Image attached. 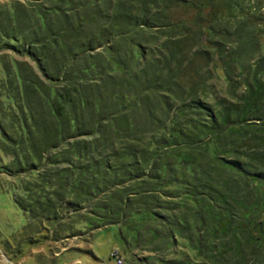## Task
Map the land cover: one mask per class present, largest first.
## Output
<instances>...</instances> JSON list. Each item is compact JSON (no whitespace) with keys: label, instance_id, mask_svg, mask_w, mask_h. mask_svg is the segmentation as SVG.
I'll return each instance as SVG.
<instances>
[{"label":"trees","instance_id":"trees-1","mask_svg":"<svg viewBox=\"0 0 264 264\" xmlns=\"http://www.w3.org/2000/svg\"><path fill=\"white\" fill-rule=\"evenodd\" d=\"M22 1L25 8L9 0L0 10V46L9 52V65L0 66L6 108L0 110V153L6 174H17L15 202L33 243L46 236L64 240L88 225L109 226L128 216L123 225L136 234L142 226H162V237H151L163 250L186 229L182 239L192 247L200 232L203 264H264V231L256 234L238 201L246 205L252 193L259 196V226V0ZM180 6L197 10L201 26L191 19L177 31L170 17ZM207 35L213 41L204 44L213 47L199 54L205 45L196 36ZM210 56L222 66L205 75L195 61ZM216 75L225 90L214 85ZM206 173L239 178L230 189L234 198L217 190L208 197ZM170 204L179 216L173 228L157 213ZM230 205L239 207L234 215Z\"/></svg>","mask_w":264,"mask_h":264},{"label":"rangeland","instance_id":"rangeland-1","mask_svg":"<svg viewBox=\"0 0 264 264\" xmlns=\"http://www.w3.org/2000/svg\"><path fill=\"white\" fill-rule=\"evenodd\" d=\"M8 1L9 0H0V10L2 8V4ZM13 1H18L19 4L22 3L21 5L24 8L27 6L22 0ZM256 1H254V3H256ZM259 2L261 4L259 17L263 20L260 21L259 25L261 29H264V0H259ZM43 3L44 1L42 4ZM43 7H45V4H43ZM183 8L185 9H182L181 6L176 7L175 11H172V17H170V20L177 24V31H181V29H183L184 26L181 25L182 23L186 22L188 27V22L191 19H197V21L200 20L197 10L188 6ZM30 9L32 10L33 8ZM205 13H207V11ZM198 23V26H201L200 21ZM189 27H191V24ZM261 37L264 42V33ZM196 38H200L202 44H211V41H213L212 39H209L208 35L203 39L202 36H196ZM206 46L207 45L203 46V49H201L202 51H198V53L206 55V52H208V50L213 47L206 48ZM261 52L264 55V50H261ZM8 54L9 52L3 50V48L0 46V66H2V64L5 66L9 65L7 60ZM18 59L20 58L18 57ZM218 61L219 58L213 59V57L210 56L209 61L205 62L196 59L195 63L200 64L204 68L203 71L206 75V73L211 69L222 66ZM233 67L236 69V64L235 66L233 65ZM1 70L2 68L0 67V110H4L6 109L4 106L5 93ZM212 78L214 85H217L222 90H225L224 88L227 85L224 82L218 80L217 75L216 77L212 76ZM2 139L3 133L0 130V145ZM6 168V157L0 153V264H149L150 262L148 261L151 258L158 259L159 253H157L150 245L149 250L142 251L146 250L145 248L148 246H146L144 243V238L148 239L147 235L142 237L144 240L143 242L141 238L139 239V234L131 232L129 226L124 225H109L104 228L103 225H95L93 228H95L96 231H92V226L88 225L86 228L78 231V236H80V239L69 240L71 239L69 237L64 240H59L53 239L52 237L48 238L46 236L43 239H39L34 244L33 239L31 240V237L34 238L35 235H26L25 228L28 224L27 217L15 202V198H17V174H6ZM251 198L254 207L261 203L259 196H255L254 193H252ZM101 199L104 198L102 197ZM163 199L165 200L164 197ZM95 201H100V199ZM247 203H249V201H247L246 204ZM243 204L245 205V202H243ZM157 213L161 216V214L164 212L158 211ZM163 216L165 217L164 214ZM94 220L96 219L94 218ZM194 233V247L190 246L188 239L184 240L182 239L183 236L179 234V232L178 235L176 233V237H174L173 240L174 245L171 249L173 251L170 250V252L166 249L163 250L164 253L169 254V259L167 260L168 264H177L176 261H181L187 264H203V260L199 258L201 252L198 247V242L201 241V235L200 232L199 234L196 232ZM24 234L26 236H23ZM88 234H91L90 237H82ZM47 235L50 236V233L47 232ZM20 237L24 239V242L19 243L17 241ZM149 239H152L151 235L149 236ZM31 242L32 244H30ZM182 242L187 243L185 244ZM186 250L187 252H185ZM177 252L183 256L176 255ZM259 264H263L262 261Z\"/></svg>","mask_w":264,"mask_h":264},{"label":"bare ground","instance_id":"bare-ground-1","mask_svg":"<svg viewBox=\"0 0 264 264\" xmlns=\"http://www.w3.org/2000/svg\"><path fill=\"white\" fill-rule=\"evenodd\" d=\"M158 31H163V30L159 29ZM230 40L233 41V42H236V40L234 38H232V37H231ZM224 152L225 151H222L221 153L224 154ZM237 156H243V153L242 152H238L237 153ZM231 157L234 158V156L232 154H231ZM115 159L116 158L114 156H112V159L111 160H115ZM209 165L212 168L216 169V165L212 161L209 162ZM248 166L250 168L254 169V167L251 164H248ZM205 177H206V179H209V180L203 179V181H204V184L203 185H207L208 184L207 185V188H206L207 191H208V193H209L208 194V197H210L212 195H216L217 192L215 190H217L220 195H222L223 197H225V198H227L229 200L234 198V196L232 195L233 193H231L230 189L232 188V185L240 183L239 178H231V179H228L227 180V177L226 176H223V175H220V174H217V173H213V176H210L209 174L206 173V176ZM222 180L225 183H227V186L225 188L219 187V185L217 183V182H222ZM211 188H213V190H211ZM25 193H28V192H25ZM146 193L147 192H144L143 195H141V199H145L146 198V195H145ZM177 194H179L181 196L186 195V193H184V192H178ZM238 194L241 195V196H244V191L242 189H240ZM198 197H201L202 198L203 196H198ZM238 201H239V204H241L242 202H244L246 200H244L242 198V200H238ZM248 201H249L248 204H246V205L243 204V207H245L244 210H246L248 208V210H247V214H248L247 219L249 221L251 220L250 221L251 222V225H255V228L254 229H255L256 234H258V235L260 234L261 236H263V231H264L263 217L261 216L260 219H262V221L259 220V222H258L260 225L259 226H256L255 216H254L255 215V212H256V209L254 208V206L252 204V198L251 197L248 199ZM158 208L165 213L167 222H169L170 225H171V227L173 228L175 226L176 220L179 218V216L177 214V208L174 207V206H172L171 204L170 205H159ZM230 208H231L232 215H234L235 213H237V209L239 207L238 206H235V205H230ZM128 218H129L128 216H125L122 220L116 222L113 225H123V224H125L128 221ZM261 223H262V225H261ZM107 226L103 225V228L104 227H107ZM161 227L162 226H157V227H155V230H154V228H152L150 226V224L149 225H146V226H142L141 229H143V232H140V234L138 235L139 236V239L141 238V240L143 242L145 240V242H144L145 245L146 246L148 245L145 248L146 250H142V251L149 250L150 249L149 245H150L151 247H153V249L157 253H159L158 254V259L157 258H154V259L151 258L148 261V262H150L149 264H168L167 260L169 259V254L164 253L163 247L161 245H159V244L156 243V240H155L156 238L149 240V236L151 235V233H155L156 236L158 234V236H161L162 237V234H160L161 233V231H160L161 230ZM92 231H96V229L93 228ZM131 232L135 233V231L132 230V229H131ZM179 233H181L182 236L185 238L186 237L185 234H188V231L186 229H183V230H180ZM90 235L88 234V235H85V236H82V237L87 238V237H90ZM144 235H147L148 239H145L144 238V240H143L142 237H144ZM263 238H264V236H263ZM76 239H80V236L74 235L69 240H76ZM17 241L19 243H22L24 241V239L20 237L19 240H17ZM259 250H260V248H259ZM262 252L264 253V251H262ZM259 254H260V252H259ZM207 256L209 257V255H207ZM261 259L264 260L263 257ZM254 263L255 264L256 263L259 264V261H255ZM178 264H187V263H183V262L180 261Z\"/></svg>","mask_w":264,"mask_h":264}]
</instances>
